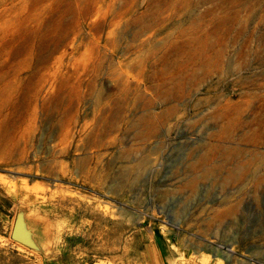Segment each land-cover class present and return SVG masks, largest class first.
<instances>
[{
    "label": "rangeland",
    "instance_id": "1",
    "mask_svg": "<svg viewBox=\"0 0 264 264\" xmlns=\"http://www.w3.org/2000/svg\"><path fill=\"white\" fill-rule=\"evenodd\" d=\"M253 132L264 0H0V264H264Z\"/></svg>",
    "mask_w": 264,
    "mask_h": 264
},
{
    "label": "bare ground",
    "instance_id": "2",
    "mask_svg": "<svg viewBox=\"0 0 264 264\" xmlns=\"http://www.w3.org/2000/svg\"><path fill=\"white\" fill-rule=\"evenodd\" d=\"M209 67H210V64L208 61H206L204 63L203 68L205 70H208ZM167 96L169 97V101L166 103V106H164L160 111H155V110L148 111V107L151 104L146 102V101H144L143 104L140 105L141 109L143 111H145V113H143L140 116L137 124L141 128L142 134L145 135L146 139L151 140L152 138L156 137L158 127L160 125L162 126V124H163V118H165V119L168 117L170 118V116H172L173 114L179 113L181 110L179 107L173 106L172 104H170L171 96L169 94H167ZM132 101H133L132 98H130L128 95H126V97L124 99L125 106L129 107V105L131 104ZM184 109H186V108L184 107ZM241 110H242L241 108H238V113L241 112ZM221 116H222V113H220V114L218 113L215 115V119L219 121V118H221ZM225 117H226L227 121L220 124L219 125V127H220L219 131L213 135V139L217 140V142L229 141L233 137L234 132L236 131V129L238 127L237 121H233V120L229 119L228 115H225ZM169 118H168V120H169ZM249 139H250V142L252 144H256V143L261 144L264 142V136L262 133L255 134V132H253L250 135L248 134L246 140H249ZM210 146H211V148L218 150L217 152H220L222 147H224V145H222L220 143H218V144L210 143ZM253 162H254V165L256 163V168H257L256 171L259 170L260 172H262L264 170V159H263L262 155L254 158ZM229 172L231 173V176H233V177L236 176L237 178L240 179V181L242 182V189L243 190L246 187H248L249 184H252L251 183L252 170L250 169L249 165L248 166L245 165V168L240 171L239 177H238V175H235V172L233 170H229ZM263 178H264V175L259 174L258 180H256V181L258 183H262ZM216 263L221 264V260L218 258Z\"/></svg>",
    "mask_w": 264,
    "mask_h": 264
},
{
    "label": "water",
    "instance_id": "3",
    "mask_svg": "<svg viewBox=\"0 0 264 264\" xmlns=\"http://www.w3.org/2000/svg\"><path fill=\"white\" fill-rule=\"evenodd\" d=\"M10 235L15 240L21 241L29 246H35V243L30 236V232L25 227L23 217L20 213L16 216Z\"/></svg>",
    "mask_w": 264,
    "mask_h": 264
}]
</instances>
